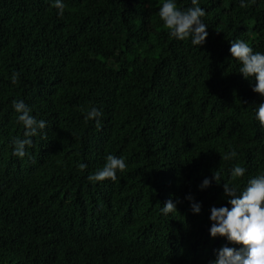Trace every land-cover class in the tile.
I'll list each match as a JSON object with an SVG mask.
<instances>
[{"label":"trees","instance_id":"16d2710c","mask_svg":"<svg viewBox=\"0 0 264 264\" xmlns=\"http://www.w3.org/2000/svg\"><path fill=\"white\" fill-rule=\"evenodd\" d=\"M62 2L60 16L54 0H0V264H212L242 247L211 237L210 210L231 208L224 182L242 191L264 174V96L230 53L237 39L264 53V0H198L202 47L170 37L166 0ZM14 100L46 122L23 159ZM91 107L100 128L85 122ZM108 154L126 169L90 182ZM236 165L247 171L232 180Z\"/></svg>","mask_w":264,"mask_h":264},{"label":"clouds","instance_id":"9594fccd","mask_svg":"<svg viewBox=\"0 0 264 264\" xmlns=\"http://www.w3.org/2000/svg\"><path fill=\"white\" fill-rule=\"evenodd\" d=\"M254 2V0H253ZM192 7L186 9L178 8L174 0H166L159 8L158 15L163 21L164 27L169 31L172 38L184 41L191 39V43L202 47L208 38L207 25L203 22L206 12L198 6V0H192ZM58 10V14L63 16L65 4L62 0H54L52 5ZM245 0H240V7H247ZM230 53L234 60L242 65L239 73L246 80H253V92L264 96V53L254 52L242 39L231 41ZM19 73L14 72L11 82H18ZM13 109L17 114V122L20 123L24 131L23 138L16 137L12 143L14 145L13 155L23 159L27 153V148L33 146V138L40 136L46 128L44 120H37L32 115V109L22 100L13 101ZM102 112L96 107H91L85 115V122L96 121V127L100 128V117ZM256 119L264 127V103L257 106ZM46 138L47 133H43ZM237 156L235 150L222 156V160H230ZM127 165L122 157L112 154L106 156V162L102 168L95 173L89 174L90 182H102L105 180H117V172H123ZM78 168L84 170L86 164H79ZM247 169L236 165L231 171L232 180L244 177ZM213 178L219 184L221 182L220 172L214 171ZM211 179L205 178L201 189L210 187ZM224 195L227 198L226 206L211 208L209 229L213 239L217 237L226 238L236 247L223 246L218 250L217 259L212 264H264V174H258L248 180L246 187L241 191L236 186L228 182L223 183ZM187 199L191 201V207L195 214L201 211V205L194 201L192 196ZM165 215L177 212V206L171 199L166 201L162 207Z\"/></svg>","mask_w":264,"mask_h":264}]
</instances>
